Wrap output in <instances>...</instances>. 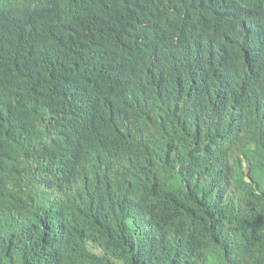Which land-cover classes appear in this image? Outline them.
Instances as JSON below:
<instances>
[{
	"label": "trees",
	"instance_id": "16d2710c",
	"mask_svg": "<svg viewBox=\"0 0 264 264\" xmlns=\"http://www.w3.org/2000/svg\"><path fill=\"white\" fill-rule=\"evenodd\" d=\"M0 264H264V0H0Z\"/></svg>",
	"mask_w": 264,
	"mask_h": 264
},
{
	"label": "water",
	"instance_id": "95a60500",
	"mask_svg": "<svg viewBox=\"0 0 264 264\" xmlns=\"http://www.w3.org/2000/svg\"><path fill=\"white\" fill-rule=\"evenodd\" d=\"M113 15L115 16V17H118V16H120V14H118L117 12H115V11H113Z\"/></svg>",
	"mask_w": 264,
	"mask_h": 264
}]
</instances>
